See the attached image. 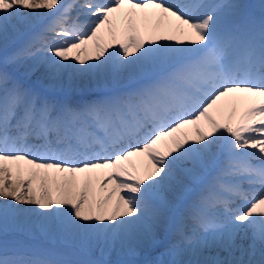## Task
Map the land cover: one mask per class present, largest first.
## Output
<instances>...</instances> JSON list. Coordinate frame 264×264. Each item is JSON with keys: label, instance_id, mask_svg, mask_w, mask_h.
<instances>
[{"label": "snow or ice", "instance_id": "snow-or-ice-1", "mask_svg": "<svg viewBox=\"0 0 264 264\" xmlns=\"http://www.w3.org/2000/svg\"><path fill=\"white\" fill-rule=\"evenodd\" d=\"M0 200V264H264V0H0Z\"/></svg>", "mask_w": 264, "mask_h": 264}, {"label": "bare ground", "instance_id": "bare-ground-1", "mask_svg": "<svg viewBox=\"0 0 264 264\" xmlns=\"http://www.w3.org/2000/svg\"><path fill=\"white\" fill-rule=\"evenodd\" d=\"M253 1L254 0H252L251 3H253ZM238 2L242 3V0H238ZM242 4L247 6L246 3H242ZM248 8L250 9V7H248ZM10 71H16V70L10 69ZM20 75L23 76V73H20ZM38 75H39V73H37V76ZM32 80H36V76H34ZM129 83L130 82L125 81L124 84L121 85V87H126V86H128ZM110 88H111V85L107 81H103V83L100 86H98L97 82L95 80L84 79L83 81H80L78 83V86L76 87L75 90L70 92V98L73 101L87 100L90 98H94L98 95H102L103 93L109 91ZM56 94L62 95V93H59V92ZM170 199L173 201V211H175L176 209H178L180 207V201H178L175 196L170 197ZM6 202H9V201L0 200V203H6ZM17 207H26V206L17 205ZM10 236L22 237L21 239H23L25 241V243L30 241V239L33 238V237L28 236V235L16 233V232H12V231H9L7 233V235L4 237H10ZM37 238H39V237H36L34 239H37ZM238 243H239V241H238ZM246 243L247 242L245 241V244ZM218 255H219V258H221V259H231V257H229L228 254L226 252H223V251H219ZM235 255L237 258H241L239 252H237ZM120 257L123 258L122 256H118L117 258H120ZM152 258H153L152 256H148L146 254H141L140 256L136 257V259H139V260L152 259ZM242 258L244 260H247L249 257L247 255H245ZM256 258L258 259L259 257L257 256Z\"/></svg>", "mask_w": 264, "mask_h": 264}, {"label": "rangeland", "instance_id": "rangeland-1", "mask_svg": "<svg viewBox=\"0 0 264 264\" xmlns=\"http://www.w3.org/2000/svg\"><path fill=\"white\" fill-rule=\"evenodd\" d=\"M243 1L245 2L246 0H243ZM248 1L250 2L252 0H248ZM253 3L254 4L258 3V8H260L261 0H255V1H253ZM13 70H15V69H13ZM20 73H23V72L21 71ZM33 77H32V79H33ZM2 238L8 240L9 242L14 241V240H20V241L25 242L23 239H21L22 237H18V236H10V237H2ZM33 242H36V243H40V242L48 243L47 241H42L40 238H37V239L32 238V239H30V241H28L26 243H33ZM57 246L58 247H62L60 245H57ZM98 254H99L98 251L94 250L93 255L94 256H98ZM117 257H118V255L116 253H113L112 255H110L108 257V259L115 261L116 259H118Z\"/></svg>", "mask_w": 264, "mask_h": 264}]
</instances>
